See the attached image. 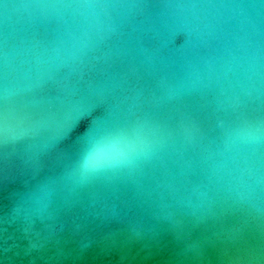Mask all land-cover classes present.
Here are the masks:
<instances>
[{
  "label": "water",
  "instance_id": "1",
  "mask_svg": "<svg viewBox=\"0 0 264 264\" xmlns=\"http://www.w3.org/2000/svg\"><path fill=\"white\" fill-rule=\"evenodd\" d=\"M79 2L0 0V77L7 72L10 104L30 120L38 140L58 133L63 114L85 91L84 82L70 71L68 54L76 47L69 33L78 30L74 10L62 7ZM153 2L197 5L152 10L187 18L196 28L195 39L181 52L158 59L143 52L138 42L150 21L129 25L123 20L126 10H115L122 35L95 53H103L104 65H110L104 83L118 105L114 115L149 112L164 119L180 103L207 112L222 109L248 86L245 45L237 42L232 20L231 6L240 0ZM3 4L17 7L5 11ZM182 40L178 37L177 44ZM253 47L258 56L253 79L264 98V21ZM160 77L173 85L169 97L156 87ZM153 94L163 98L156 102ZM93 115L102 117L103 107ZM70 145L68 141L62 147ZM165 163L170 172L176 171L172 161ZM23 169L21 158L6 163L0 154V264H264V233L246 225L240 213L225 210L198 221L169 201L175 216L167 218L151 176L140 190L129 184L77 189L67 201L56 200L52 219H34L29 226L12 213V193L22 188ZM60 172L47 161L42 175Z\"/></svg>",
  "mask_w": 264,
  "mask_h": 264
},
{
  "label": "clouds",
  "instance_id": "2",
  "mask_svg": "<svg viewBox=\"0 0 264 264\" xmlns=\"http://www.w3.org/2000/svg\"><path fill=\"white\" fill-rule=\"evenodd\" d=\"M16 7L3 4L5 11ZM62 7L74 10L78 30L69 33L76 47L68 54L73 62L70 71L84 82L85 91L63 114L58 133L38 140L30 120L10 104L7 72L0 77V154L6 163L15 157L24 161L22 188L12 193L14 217L30 226L34 219H52L56 200L67 201L77 189L129 184L140 190L145 177L151 176L167 218L175 216L169 203L175 201L198 221L235 211L246 225L264 233V98L253 79L258 61L253 40L264 21V0H240L231 6L237 42L245 45L248 86L233 94L222 109L207 112L180 103L164 119L149 112L116 117L118 105L104 83L110 65H104L103 53H95L120 39L121 17L113 12L123 9V20L129 25L150 21L138 41L143 52L158 59L175 55L195 39L196 28L178 14L152 10L197 5L81 0ZM178 37H183L179 44ZM53 52L59 57L57 50ZM97 64L102 66L97 69ZM156 87L164 97L173 89L164 77ZM152 98L159 102L163 97L153 94ZM98 107L104 109L102 117L93 115ZM68 141L70 148L62 147ZM166 160L174 163V173ZM47 161L61 168L59 175H42Z\"/></svg>",
  "mask_w": 264,
  "mask_h": 264
}]
</instances>
